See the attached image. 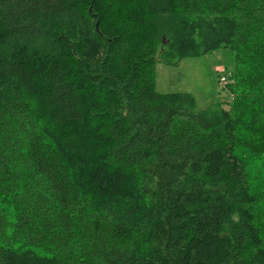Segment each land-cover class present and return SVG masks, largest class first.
I'll use <instances>...</instances> for the list:
<instances>
[{
	"label": "trees",
	"instance_id": "1",
	"mask_svg": "<svg viewBox=\"0 0 264 264\" xmlns=\"http://www.w3.org/2000/svg\"><path fill=\"white\" fill-rule=\"evenodd\" d=\"M0 264H264V0H0Z\"/></svg>",
	"mask_w": 264,
	"mask_h": 264
},
{
	"label": "rangeland",
	"instance_id": "2",
	"mask_svg": "<svg viewBox=\"0 0 264 264\" xmlns=\"http://www.w3.org/2000/svg\"><path fill=\"white\" fill-rule=\"evenodd\" d=\"M234 64V54L229 49L220 48L198 58H187L176 66L158 61L155 67L156 90L158 92H188L196 100L197 109H211L229 100L227 90L219 81Z\"/></svg>",
	"mask_w": 264,
	"mask_h": 264
},
{
	"label": "built area",
	"instance_id": "3",
	"mask_svg": "<svg viewBox=\"0 0 264 264\" xmlns=\"http://www.w3.org/2000/svg\"><path fill=\"white\" fill-rule=\"evenodd\" d=\"M219 81L222 82V85H223V86L227 83V79H226L224 76H221V77L219 78Z\"/></svg>",
	"mask_w": 264,
	"mask_h": 264
}]
</instances>
